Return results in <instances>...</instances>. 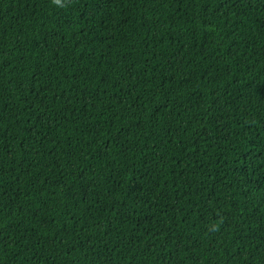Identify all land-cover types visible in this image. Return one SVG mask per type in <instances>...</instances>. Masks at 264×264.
Instances as JSON below:
<instances>
[{
  "label": "trees",
  "instance_id": "trees-1",
  "mask_svg": "<svg viewBox=\"0 0 264 264\" xmlns=\"http://www.w3.org/2000/svg\"><path fill=\"white\" fill-rule=\"evenodd\" d=\"M0 264H264V0H0Z\"/></svg>",
  "mask_w": 264,
  "mask_h": 264
},
{
  "label": "clouds",
  "instance_id": "clouds-1",
  "mask_svg": "<svg viewBox=\"0 0 264 264\" xmlns=\"http://www.w3.org/2000/svg\"><path fill=\"white\" fill-rule=\"evenodd\" d=\"M52 2L58 7H66L71 3V0H52Z\"/></svg>",
  "mask_w": 264,
  "mask_h": 264
}]
</instances>
